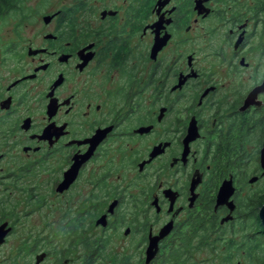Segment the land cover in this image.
Segmentation results:
<instances>
[{"label":"flooded vegetation","instance_id":"obj_1","mask_svg":"<svg viewBox=\"0 0 264 264\" xmlns=\"http://www.w3.org/2000/svg\"><path fill=\"white\" fill-rule=\"evenodd\" d=\"M43 22L0 51V264H94L111 232L144 259L171 225L157 258L197 223H247L238 196L264 181L249 148L264 89L243 109L264 86V0L71 1ZM229 179L233 212L216 208ZM50 194L75 196L56 234L35 222Z\"/></svg>","mask_w":264,"mask_h":264},{"label":"rangeland","instance_id":"obj_2","mask_svg":"<svg viewBox=\"0 0 264 264\" xmlns=\"http://www.w3.org/2000/svg\"><path fill=\"white\" fill-rule=\"evenodd\" d=\"M71 1H82V0H22L19 4V8L13 11L7 18L0 20V51L3 47H6V39L9 35H12V31L19 28V32L22 36L28 34V32H39L41 28H45L43 22V16L49 13L55 12L61 9L62 6L71 3ZM85 9V8H84ZM84 21L87 24L86 13L83 12V16L78 19L80 22ZM25 30V33H24ZM12 42V41H11ZM256 135V134H255ZM252 152H257L262 148V145L257 144L256 140H253L249 146ZM258 161L254 163L255 169L258 167ZM243 169H247L245 166ZM241 174V171L239 172ZM264 188V181H259L253 185L252 188L247 187L238 196V201L242 205L247 195H251L255 191H260ZM254 189V190H253ZM8 197V195H1L0 197ZM50 197L48 206L44 210H40L35 218L42 224H46L47 228L52 230L54 234L58 230L64 227L69 215L75 213V196L74 194H68L63 198L59 199L51 194L47 195ZM17 197V196H16ZM263 207V206H262ZM261 207V208H262ZM261 208L257 209V214L254 213L252 207L250 212L253 219L246 222L238 221L232 227L223 229L221 232L217 230H211L212 236L203 243L202 247L198 248L192 256V262L188 264H223L222 258L229 248L226 245H222L224 242H234L237 250L232 249L235 256L233 258V264H262L264 263V227L259 223V213ZM247 209H245V212ZM96 211L95 213H97ZM33 218V217H32ZM246 217H244V220ZM24 223V221H22ZM34 223V222H33ZM250 230V232H249ZM250 233L253 237L246 239V236ZM255 233V234H254ZM112 238L107 239L102 243V247L96 246L95 249V260L94 264H144L145 258L141 256L139 251V245L134 241H125L121 238L114 239L116 236L121 237L123 233H110ZM114 239V240H113ZM246 241V242H245ZM197 243V241H194ZM246 243L243 249L239 250L241 243ZM256 246L254 249L249 248V245ZM99 247V248H98ZM253 250V251H252ZM169 248L164 247L161 255L154 260V264H159L162 260L163 254L168 253ZM254 257L259 256L258 260H254ZM256 255V256H255ZM218 260V261H217ZM254 260V262H253ZM158 261V262H157ZM215 262V263H214ZM152 264V263H151Z\"/></svg>","mask_w":264,"mask_h":264},{"label":"trees","instance_id":"obj_3","mask_svg":"<svg viewBox=\"0 0 264 264\" xmlns=\"http://www.w3.org/2000/svg\"><path fill=\"white\" fill-rule=\"evenodd\" d=\"M21 3H22V0H0V20L7 18L13 11L17 10L19 8V4ZM3 48L6 49L7 46ZM232 151H234L233 148H232ZM231 159L233 158H229L230 165H232L234 162V160H231ZM263 205H264V188H262L260 191H255L251 195H248V197L245 198L242 204V207L244 209H247L249 212H250V208L252 207V210L254 211V213L257 214L258 212L256 210L261 208ZM250 219H253L251 212L249 214V220ZM259 223L262 224L260 217H259ZM216 227L217 226H215V224L213 223L210 224V223L203 222L200 224L199 223L195 224L188 231L178 232L177 233V239H178L177 244L174 243L175 246L173 245L165 246L169 248V252L162 255L161 258L164 260H162L159 264H188L192 262L191 260H192L193 254L197 251L198 248L202 247L203 243H205V241L208 239L207 237H205L201 240L203 234L209 236V234L211 233L210 232L211 230H217ZM197 234L198 236H196ZM195 236L198 238H196ZM252 237L253 235L252 234L250 235L249 233L246 236V239L249 240ZM194 241H197V243ZM245 242L241 243V247L239 248V250L243 249V247L246 245ZM222 245H226L229 248V251L226 252L223 257H221L222 263L223 264H233V258L235 256V253H233L232 249L234 248L235 250H237L236 248L238 247H236V244L234 242H224ZM255 247L256 246L254 245L252 246V244L249 245V248L254 249ZM250 257H252L254 260L259 259V256L254 257V255H252ZM238 261H237V264L239 263ZM152 264H154V261Z\"/></svg>","mask_w":264,"mask_h":264},{"label":"water","instance_id":"obj_4","mask_svg":"<svg viewBox=\"0 0 264 264\" xmlns=\"http://www.w3.org/2000/svg\"><path fill=\"white\" fill-rule=\"evenodd\" d=\"M50 19H51V17H46L45 21H49ZM263 89H264V86L260 87V88H256L247 97V99L245 101L246 103H245L243 109H246V108L250 107L251 105H254L257 94L260 93L261 91H263ZM52 113H53V109H52V106L50 105L49 106V114L52 115ZM260 167L263 170L262 176H264V144L261 148ZM73 178H74L73 176L67 177V179H65L63 185H61L59 187L58 191L59 192L65 191L68 188L69 184L73 181ZM257 181H258V177H254V178L250 179L249 183L253 184V183H256ZM234 193H235V188L233 186L232 179L226 180L222 184V186L220 187V189L218 191L217 198H216L217 199L216 200L217 201L216 208H218L219 206H222V205H228L230 207V211L233 212L235 206H234V202L231 199H232ZM110 210L113 211L112 209H110ZM259 217L261 219L262 226L264 227V205L260 210ZM230 219L231 218L228 217L224 220V222L229 221ZM96 224L106 226L107 224L105 222V217L103 216L100 219H98ZM171 229H172L171 225L164 227L162 229V231L160 232V234L156 238H154L150 241V244L148 246L147 253H146V258H145L146 264H151L152 261L156 258L157 254L159 252L160 240H162L163 238L168 236L171 232ZM126 234H128V232H126ZM3 240H4L3 236H1L0 237V243Z\"/></svg>","mask_w":264,"mask_h":264}]
</instances>
